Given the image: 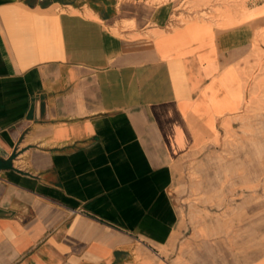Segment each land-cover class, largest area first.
I'll use <instances>...</instances> for the list:
<instances>
[{"label": "crops", "instance_id": "crops-1", "mask_svg": "<svg viewBox=\"0 0 264 264\" xmlns=\"http://www.w3.org/2000/svg\"><path fill=\"white\" fill-rule=\"evenodd\" d=\"M149 1L0 0V264H172L178 169L263 92L264 4Z\"/></svg>", "mask_w": 264, "mask_h": 264}, {"label": "rangeland", "instance_id": "rangeland-1", "mask_svg": "<svg viewBox=\"0 0 264 264\" xmlns=\"http://www.w3.org/2000/svg\"><path fill=\"white\" fill-rule=\"evenodd\" d=\"M223 3L214 0L210 7L219 12ZM177 7L175 24L219 19L216 10H197L194 0H180ZM171 192L183 231L172 264H264V89L219 142L182 164Z\"/></svg>", "mask_w": 264, "mask_h": 264}]
</instances>
